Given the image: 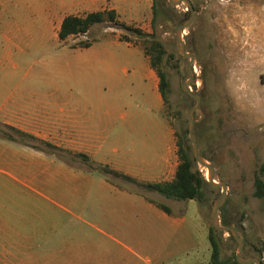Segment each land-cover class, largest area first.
Here are the masks:
<instances>
[{
	"label": "rangeland",
	"instance_id": "obj_1",
	"mask_svg": "<svg viewBox=\"0 0 264 264\" xmlns=\"http://www.w3.org/2000/svg\"><path fill=\"white\" fill-rule=\"evenodd\" d=\"M16 1L21 6L39 2ZM57 1L60 9L71 2ZM160 1L171 5L168 0ZM191 2L195 15L183 28L181 36L185 50L192 51L197 60L193 62L194 80L190 90L196 88L201 95L200 112L193 113L195 124H198L199 151L214 165L215 180L227 184L222 206L226 208L225 221L237 220L244 233L247 247H243L241 256L258 257L253 251L256 248L262 250L260 234L264 200L253 195V182L264 164V0ZM152 3L153 0H119L115 4L119 11L118 23H95L81 37L80 41L92 42L90 47H73L78 35L60 40L45 38L44 31V37L40 35L41 38L33 42L23 43L25 51L16 59L18 76L8 80L1 77L0 86L3 82L8 83L12 97L28 106L26 115L37 117L48 125L62 123L68 114V110L62 112L52 102V91L60 88L61 99L73 94L76 102L102 103L117 108L111 114L113 109H99L92 105L77 109L78 116L97 120L125 114L151 120L162 115L170 122L174 135L188 130L189 110L196 101L181 86L183 76L188 77L189 58L180 53L176 28L189 19L191 12L184 3L171 5L179 13L187 12L185 19L174 20L172 12L170 18L158 15L153 22ZM119 22L145 33H154V38L166 49L160 67L166 73L169 87L161 114L144 76L146 56L140 48L144 36L122 27ZM121 36H126L129 41L119 40ZM6 54L0 42V76L6 71L3 59ZM7 131L0 125V215H6L11 227L19 230L27 223L51 217L59 221L57 235L65 234L87 245L113 246L112 241L103 237L94 226L73 216L79 214L106 228V222L90 215V205L84 204L90 189L86 176L92 178L100 174L73 175L60 168L66 160L73 159L68 151L37 140L28 142L36 150L23 151L22 146L4 140L2 133ZM187 137L189 139L188 132ZM189 144L192 150L190 139ZM196 164L207 178V168ZM21 166L52 168L36 174L12 169ZM3 170L17 175L22 182L11 179ZM31 176L35 179H30ZM220 191L221 188H209L202 203L185 200L171 204L174 212L181 211L185 216L192 234L193 246L188 249L185 264L207 263L210 259L208 228L212 205L218 200ZM47 196L63 203L74 214L49 202ZM219 214L221 219V211ZM117 223L120 228L130 227L127 220ZM221 224L226 223L221 220ZM122 239L126 241V238ZM236 248V240L225 231L221 256L233 257ZM261 255L264 262V250Z\"/></svg>",
	"mask_w": 264,
	"mask_h": 264
},
{
	"label": "crops",
	"instance_id": "obj_2",
	"mask_svg": "<svg viewBox=\"0 0 264 264\" xmlns=\"http://www.w3.org/2000/svg\"><path fill=\"white\" fill-rule=\"evenodd\" d=\"M118 1L71 0L60 9L57 0H39L36 5L27 6H21L16 0H0V42L7 52L3 56L6 71L0 78L8 80L18 76L16 59L25 51L23 43L44 37V31L45 38L60 39L62 20L69 14L84 16L105 9H115L119 14L115 6ZM89 31L77 34L73 47L79 46L77 41ZM262 34L264 37V27ZM144 55L145 80L161 114L164 102L158 89L159 78L149 57ZM51 94L52 102L62 112L68 110V114L62 123L48 125L37 117H28L25 110L28 106L15 100L8 83L3 82L0 86V125L9 132L2 137L22 146L23 151L36 150L29 141L48 142L73 157L60 168L76 176L100 174L92 178L86 176L90 189L84 204L90 205V215L106 222L105 229L74 214L63 203L47 198L80 221L94 226L103 237L112 241L113 246L87 245L65 234L57 235L59 221L51 217L27 223L16 230L6 215H0V264H185L188 249L193 246L192 234L185 216L181 211L174 212L171 206L176 201L185 200L167 197L156 190L141 189L138 184L113 173L124 174L139 183L172 180L179 158L170 122L162 115L150 120L125 114L94 120L78 116L76 110L95 105L99 109H113L112 114L117 108L102 103L76 102L73 94L61 99L60 88H55ZM79 154L87 155L89 160ZM51 168L21 166L12 169L36 174ZM3 172L22 182L17 175L7 170ZM29 178L35 179L34 176ZM158 204H165L170 212ZM201 219L203 221V215ZM120 220L130 222V227L120 228L117 223ZM119 237L126 238V241ZM260 240L264 243V221L261 222Z\"/></svg>",
	"mask_w": 264,
	"mask_h": 264
},
{
	"label": "trees",
	"instance_id": "obj_3",
	"mask_svg": "<svg viewBox=\"0 0 264 264\" xmlns=\"http://www.w3.org/2000/svg\"><path fill=\"white\" fill-rule=\"evenodd\" d=\"M152 12H153V22L157 19L158 15H161L163 18H173L176 21H181L185 19L187 12L179 13L174 10V8L169 5L167 2L160 0H153L152 3ZM173 12V13H172ZM117 12L115 9H105L99 11L88 12L84 16L69 14L66 15L61 23L59 30V37L61 40L65 39L69 35H77L80 33L87 32L92 25L100 22H117ZM120 25L124 28H127L133 31L137 35L144 36L141 43V48L143 52L149 57L150 64L153 69L156 71L159 78L158 89L163 99V102L167 101V92L169 87V82L166 76L165 71L160 67L163 57L165 55L166 49L164 45L157 39L154 38V33H145L139 28L129 26L124 22H119ZM120 40L129 41L126 36H121ZM91 41H80L78 43L81 47L90 46ZM198 124H195L194 133L196 136V128ZM188 130L183 132H175L176 144H177V154L179 158V163L175 172V175L170 181L163 182H154V183H139L136 180L118 173L113 172L117 176H121L133 183L138 184L141 189H152L156 190L167 197H171L179 200H188L194 199L202 203L205 200V194L209 190L206 186V179L204 174L200 171L199 167L196 164V160L193 156L191 146L189 144V139L187 137ZM205 158H207L203 153H201ZM84 160H89L88 156L85 154H79ZM261 171L256 173L254 176V190L253 195L257 198L264 200V164L261 165ZM166 212H170V208L165 204H158ZM226 213L221 212V220L226 223ZM208 239L210 243V259L207 263L199 264H242L239 263L235 255L233 257L223 258L221 256V241L222 235L219 234L218 230L212 227L211 225L208 228ZM247 247V244L244 243V248ZM255 249V248H254ZM257 249V248H256ZM254 250V255L261 258L262 260V250H264V243L262 245V250ZM252 257V256H251Z\"/></svg>",
	"mask_w": 264,
	"mask_h": 264
},
{
	"label": "water",
	"instance_id": "obj_4",
	"mask_svg": "<svg viewBox=\"0 0 264 264\" xmlns=\"http://www.w3.org/2000/svg\"><path fill=\"white\" fill-rule=\"evenodd\" d=\"M168 2L173 6H177V5L184 3L187 5V7L190 9V12H191L190 17L187 21L181 22L180 24H178V26L176 28V37H177V40L179 42L180 53L189 58L188 65H187L188 77L185 78V76H183L181 86L185 90V92L189 96L193 97L196 101L194 106L191 107V109L189 110V114H188V135H189V139H190L191 144H192V153H193V156H194L196 162L198 164L206 167L208 170V176H207V178H205L206 179V186L211 188V189L221 188L218 200L216 202H214V204L212 205L210 225L212 227H214L215 229H217L220 235H223L225 231H229L232 234V236L234 237V239L237 242L235 258L239 263H242V264H251V263L263 264L262 261L255 256H252L249 258H243L241 256L242 251H243V247H244V233H243L242 229L239 228V222L237 220H234L232 222H228L226 224H221L219 211H221V212L226 211V208L224 206H222V204L225 200L226 191H227V184L223 180H218V181L215 180L214 165L212 163L208 162L205 159V157L199 151L197 138H196L195 133H194V127H195L196 119H195L193 113H194V111L200 112L199 106L201 103V95L196 88H194V91L190 90V86L193 84V80H194L193 62H197V60H196L195 54L192 51H186L185 50V42L181 36V32H182L183 28H185L186 26H188L191 23L194 15H195V9L192 5L191 0H168Z\"/></svg>",
	"mask_w": 264,
	"mask_h": 264
},
{
	"label": "flooded vegetation",
	"instance_id": "obj_5",
	"mask_svg": "<svg viewBox=\"0 0 264 264\" xmlns=\"http://www.w3.org/2000/svg\"><path fill=\"white\" fill-rule=\"evenodd\" d=\"M3 135H7V133H2ZM231 222V221H226V223ZM239 228H241L240 224H239ZM242 229V228H241Z\"/></svg>",
	"mask_w": 264,
	"mask_h": 264
},
{
	"label": "bare ground",
	"instance_id": "obj_6",
	"mask_svg": "<svg viewBox=\"0 0 264 264\" xmlns=\"http://www.w3.org/2000/svg\"><path fill=\"white\" fill-rule=\"evenodd\" d=\"M207 176H208V173H207Z\"/></svg>",
	"mask_w": 264,
	"mask_h": 264
}]
</instances>
